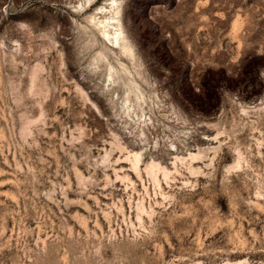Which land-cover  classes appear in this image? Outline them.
I'll use <instances>...</instances> for the list:
<instances>
[{
	"label": "rangeland",
	"instance_id": "374dc122",
	"mask_svg": "<svg viewBox=\"0 0 264 264\" xmlns=\"http://www.w3.org/2000/svg\"><path fill=\"white\" fill-rule=\"evenodd\" d=\"M119 1L0 0V264H264V0Z\"/></svg>",
	"mask_w": 264,
	"mask_h": 264
},
{
	"label": "bare ground",
	"instance_id": "6f19581e",
	"mask_svg": "<svg viewBox=\"0 0 264 264\" xmlns=\"http://www.w3.org/2000/svg\"><path fill=\"white\" fill-rule=\"evenodd\" d=\"M90 1L91 0H87V2H90ZM120 3H121V1H119V0H110L109 7H105V6L98 7V13H101V16H99L98 19H96L95 16H92V17H90V21L93 23V26H95L98 29L100 34L109 42L111 48H118L121 51V53H123L129 57H133V51L131 48V44L129 43V40L127 39V36L124 33V30H123L122 25H121L120 17H119ZM115 73L116 72H115L114 67L112 65H109L107 68V76L112 82H115V80H116L115 79ZM135 96L137 99L140 98L137 95H135ZM125 101H128V98H126ZM126 109H128L127 106H126ZM136 153L135 154L133 153L134 154L133 155L134 156L133 157L134 163L133 162L132 163H133V166H134V169L136 170V172H139L138 171L139 170L138 165H139L141 159H140L139 154H136ZM189 155H190V159H195L197 157V154H191L190 153ZM236 161H237V159H236ZM236 165H238V161L236 162ZM191 168L192 167H190V169ZM145 170L149 174V176H151L153 178V180H154V182H156V184H159L158 173L160 171H161V174L163 175L164 179H169L168 176H169V173L171 172V171L167 170L166 168H161L159 166V164H156L153 161H151L150 163L148 162V164L145 167ZM138 207H143V205H139Z\"/></svg>",
	"mask_w": 264,
	"mask_h": 264
}]
</instances>
